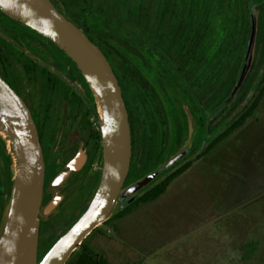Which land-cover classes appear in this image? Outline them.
<instances>
[{
  "label": "rangeland",
  "instance_id": "rangeland-1",
  "mask_svg": "<svg viewBox=\"0 0 264 264\" xmlns=\"http://www.w3.org/2000/svg\"><path fill=\"white\" fill-rule=\"evenodd\" d=\"M222 1L91 0L94 8L108 7L115 17H129L132 26L139 6L144 17L140 25L147 28L152 26L151 33L153 36L156 33V38H161L159 34L166 30L168 19L173 21L177 17L174 22L181 24V36L171 45V52L168 51L173 62L178 61L189 39L201 36L202 49L198 50V54L202 60L198 62L200 64L192 65L189 80L195 81L192 86L194 93L198 90L196 82H201L204 95L200 97L199 94V97L204 115L210 120L212 136L206 134L204 122L201 140V135L197 136V131L191 127L190 115L183 124L182 136H175L173 122H178V119L175 121L173 105L172 108L167 107V114L164 115L166 125L162 129H152L153 123L143 125V128L139 120H135L131 134V182L159 165L167 154H174L193 140L199 144L196 145L199 147L197 153L202 152L211 138L224 132L251 103L262 67L257 70L248 93L239 105L232 109L228 107L232 100L225 106L227 108L222 107L215 113L237 80L249 34L250 12L255 22L257 18L254 7L249 9L254 0H224V7H227L225 13L221 12ZM238 3L243 9L240 39H233L228 47L225 40L227 31L222 29V25L229 21L233 23ZM96 18L93 17L94 21ZM96 23L101 25L99 21ZM132 26L123 25V36L119 34L122 30L117 31L112 34L110 43L123 52L133 47L130 49L132 53L134 51L133 57L129 56L130 63L136 66L151 87L159 90V86H163L164 76H167V81L170 80V73H165L170 70L168 64L154 56L145 38ZM162 38L167 39L166 36ZM254 58L253 44L244 79L250 73ZM236 67L237 72L234 73ZM172 76L173 81L179 80L174 72ZM171 85L172 96L176 97L180 88L178 84ZM218 85V94L213 96V90ZM164 101L165 98H162ZM172 101H175L174 98ZM167 147L174 152L165 154ZM189 161V168L173 179L156 200L137 202L120 217L115 216L118 213L115 210L112 219L93 230L83 244L105 259L107 264H264V96L242 126L206 154L194 156ZM92 168L95 187L98 165L94 162ZM12 176L7 146L0 141V180L10 178L11 182ZM6 185L5 196L0 202L2 209L10 191V186L8 188ZM62 193L61 205L54 216L44 223L38 258L88 203V179L73 180ZM81 250L76 249L65 264H76Z\"/></svg>",
  "mask_w": 264,
  "mask_h": 264
},
{
  "label": "flooded vegetation",
  "instance_id": "flooded-vegetation-1",
  "mask_svg": "<svg viewBox=\"0 0 264 264\" xmlns=\"http://www.w3.org/2000/svg\"><path fill=\"white\" fill-rule=\"evenodd\" d=\"M50 1L90 40L93 38L100 44L94 43L108 60L117 79L128 114L130 134H132L135 120H139L142 127L153 123L152 129H162L163 125H166L164 115L167 114V107L172 108L173 105L175 108L174 115H176L175 121L178 119V122H173L174 135L182 136L183 124L187 121V115H190L191 127L197 131V136L201 135L202 140L205 130L204 107L200 100V97L204 95L203 87L201 82L197 81L198 90L197 93H194L192 86H194L195 81L194 79L189 80L192 65L200 64L198 62L202 60L198 54V50L201 51L202 49L200 35H197V39H189L193 42L190 44L188 40L178 57V61L173 62L168 54L171 52L173 42L181 36L179 30L181 24L174 22L177 17H174L173 21L171 18L168 19L165 26L166 30L159 34L162 35L161 38H156L155 36L158 35L155 33L153 36L151 33L152 26L147 28L140 25L141 22L143 23L144 17L141 15L139 6H137L138 15L134 18L132 26L129 17H115L111 15L108 7L106 9L94 8L91 6V0ZM93 17H97L95 21ZM164 18L162 17V19ZM97 21L101 25L97 24ZM123 25L134 27V30L145 38L154 56L159 61L167 62L170 70L165 71V73L166 75L170 73V82L167 81V76H164L165 80L161 86L163 90L160 86L159 90L151 87L150 83L141 76L136 66L130 63L129 56L133 57L134 54V51L132 53L130 49L133 47H128L123 52L111 45L112 34L122 30ZM123 33V30L120 31V36H123ZM163 36H166L167 39H163ZM161 39L165 41L163 42ZM123 44L127 45L125 42ZM134 49L137 51L136 48ZM173 72L179 80L173 81ZM0 77L27 106L36 127L44 161L41 206L51 196L50 191H47L51 180L70 159L78 154L83 156L82 166L72 175V180H70L71 178L68 180L66 189L73 180L87 178L89 202L95 188L93 186L94 173L92 168L94 162L98 165L95 186L100 173L101 144L96 118L93 115L96 104L91 90L76 67L51 42L0 12ZM171 84H178L177 86L180 88L176 97L172 96ZM218 90L219 85L213 90V96L218 94ZM157 95H160L161 98H158ZM162 98H165L164 102H162ZM173 98L174 102L172 101ZM148 113L152 115H147ZM196 145L194 140L191 141L188 154L157 177L171 172L179 163L196 156L199 148V145ZM132 147L131 141V157ZM168 151L171 154L174 152L167 147L165 154ZM128 183H124V185ZM47 196L49 197L47 198ZM60 205L61 203L58 207ZM85 207L82 208L81 212ZM44 223L45 221L40 220L37 252L45 228ZM72 223L65 226L64 231Z\"/></svg>",
  "mask_w": 264,
  "mask_h": 264
},
{
  "label": "water",
  "instance_id": "water-1",
  "mask_svg": "<svg viewBox=\"0 0 264 264\" xmlns=\"http://www.w3.org/2000/svg\"><path fill=\"white\" fill-rule=\"evenodd\" d=\"M0 12L58 48L85 80L96 104L93 115L101 144L97 184L85 209L38 258L40 220L47 221L54 216L63 199L62 191L81 168L83 156L73 157L57 172L47 188L51 196L41 206L44 161L36 127L27 106L0 77V138L7 146L13 168L9 195L0 216V264H65L76 249H83V240L111 218L115 210L121 211L134 202L142 189L182 160L190 151L191 142L174 154H167L141 178L124 185L131 163L128 114L117 79L100 48L50 0H0ZM255 31V19L250 12L249 34L237 80L215 113L233 100L243 82ZM91 255L96 260L99 258L98 254Z\"/></svg>",
  "mask_w": 264,
  "mask_h": 264
},
{
  "label": "trees",
  "instance_id": "trees-1",
  "mask_svg": "<svg viewBox=\"0 0 264 264\" xmlns=\"http://www.w3.org/2000/svg\"><path fill=\"white\" fill-rule=\"evenodd\" d=\"M251 3H252V6L254 7L256 14H257L256 15L257 18H256V22H255V30L256 31H255V39H254L255 58L252 62V67L250 70V73L252 75H250V73H249L246 76L242 85L239 88L237 96L233 99V101L229 104L228 107H230L232 109L233 107H236L237 105H239L241 103L242 98L248 93L252 79L260 67H262V75H261V77L258 81V85L256 86V89L253 93L254 96L251 100V103L246 108V110L242 114H240L238 116V118L231 125H229V127L224 132H222L221 134H219L216 137H212L211 141L204 148V150L196 155L197 157H200V156L206 154L216 144H218L225 137H227L230 133H232L235 129L242 126L244 124V122L247 120V118H249L253 114V112L257 108L260 100L264 96V0H254ZM141 6H143V4H141ZM226 9H227V7L226 8L224 7V0H223L222 4H221V12L225 13ZM247 9H248V7H247ZM208 16L210 17V15H208ZM242 18H243L242 5L240 3H238L236 5L235 19H234L233 23L231 21H229L228 23H224L222 25V29L227 31L225 40L228 43L227 44L228 47L233 42V39H237V40L240 39V33L242 30ZM249 26H250V21L248 23V27ZM91 39H92L91 41H93V43L99 44L95 39H93V38H91ZM227 45L225 46L223 44L224 47H227ZM180 71H182V70H180ZM236 72H237V67L235 68L234 73H236ZM225 108H227V107H223V109H225ZM209 122H210V120L209 121L205 120L206 134L212 136L211 127L209 126ZM0 141H2L1 138H0ZM197 145H199V144H197ZM189 159L190 158L179 163L175 168H173L171 170V172L169 171V173L167 172V173L157 177L156 179H154L147 187H145L144 189H142L140 191L141 193L135 199L134 202H132L131 204L126 206L121 211H118V213L115 216H118V217L122 216L125 212H127L137 202L146 203L149 201L156 200L159 196H161L165 192L166 188L168 187V185L170 184V182L173 179H175L177 176H179L180 174H182L184 171H186L189 168V166H190ZM130 176H131V171L129 172V174L126 178L125 183H128L131 181ZM6 184H8V188H9V186H11L10 178H7L6 180L3 179L2 181L0 180V202H1L2 197L5 196V188L7 187ZM1 211H2V205L0 203V216H1ZM111 219H112V217L109 218L106 222H108ZM82 246H83V249L81 250V253L78 256L76 264H107L105 259H103L100 256L96 260L95 257H93L91 255V254H93V251L89 250V248H87V246H85L84 244ZM85 250L90 251V254H88Z\"/></svg>",
  "mask_w": 264,
  "mask_h": 264
}]
</instances>
